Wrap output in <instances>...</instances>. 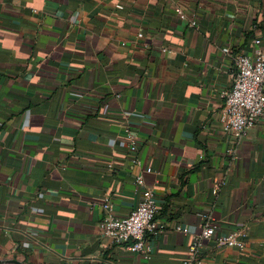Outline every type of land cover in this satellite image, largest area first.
Listing matches in <instances>:
<instances>
[{
	"label": "crops",
	"instance_id": "obj_1",
	"mask_svg": "<svg viewBox=\"0 0 264 264\" xmlns=\"http://www.w3.org/2000/svg\"><path fill=\"white\" fill-rule=\"evenodd\" d=\"M255 39L264 0H0V261L183 264L207 213L201 264H264V116L239 143L222 130ZM137 176L164 225L148 259L99 231ZM232 231L244 250L217 245Z\"/></svg>",
	"mask_w": 264,
	"mask_h": 264
},
{
	"label": "built area",
	"instance_id": "obj_2",
	"mask_svg": "<svg viewBox=\"0 0 264 264\" xmlns=\"http://www.w3.org/2000/svg\"><path fill=\"white\" fill-rule=\"evenodd\" d=\"M117 8L121 9L120 6ZM179 17L184 19L185 15L180 13ZM190 25L195 26V21H191ZM141 37L142 35L139 34L138 38ZM253 42L256 48L251 54L234 56L236 72L232 87L225 94L222 130L235 143L245 138L248 131L253 129L257 121L264 116V48L259 45L258 39ZM223 52L230 54L228 48L223 49ZM125 137L129 143V150L134 151L135 138L128 131H125ZM146 172H150V169H146ZM134 183L141 187L140 199L126 217L113 216L111 200L107 196L104 197L103 217L99 223V231L114 243L122 244L128 251L148 259L151 254L148 237L161 234L164 225L156 219L157 204L153 193L143 188L142 177H135ZM216 191L217 187L214 188L213 193ZM200 217L203 220L202 230L199 235L191 237L189 254L183 264H201L199 252L202 245L214 237L216 225L210 214L202 213ZM176 230L184 232L180 227ZM215 241L221 247H235L239 250H244L246 247L241 231H232L218 236Z\"/></svg>",
	"mask_w": 264,
	"mask_h": 264
},
{
	"label": "water",
	"instance_id": "obj_3",
	"mask_svg": "<svg viewBox=\"0 0 264 264\" xmlns=\"http://www.w3.org/2000/svg\"><path fill=\"white\" fill-rule=\"evenodd\" d=\"M1 263H13V264H19L17 263L16 261H0V264Z\"/></svg>",
	"mask_w": 264,
	"mask_h": 264
}]
</instances>
